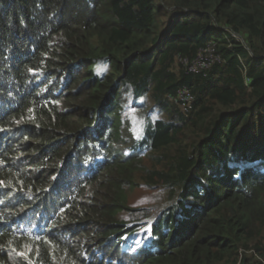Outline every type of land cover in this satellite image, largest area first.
Instances as JSON below:
<instances>
[{"label": "trees", "instance_id": "obj_1", "mask_svg": "<svg viewBox=\"0 0 264 264\" xmlns=\"http://www.w3.org/2000/svg\"><path fill=\"white\" fill-rule=\"evenodd\" d=\"M0 264H264V0H0Z\"/></svg>", "mask_w": 264, "mask_h": 264}, {"label": "rangeland", "instance_id": "obj_2", "mask_svg": "<svg viewBox=\"0 0 264 264\" xmlns=\"http://www.w3.org/2000/svg\"><path fill=\"white\" fill-rule=\"evenodd\" d=\"M186 99L185 92L179 95L178 102L180 108L183 109L188 105ZM129 203L134 207H148L151 214H155L169 203V199L168 194L161 190L138 186L129 194Z\"/></svg>", "mask_w": 264, "mask_h": 264}, {"label": "built area", "instance_id": "obj_3", "mask_svg": "<svg viewBox=\"0 0 264 264\" xmlns=\"http://www.w3.org/2000/svg\"><path fill=\"white\" fill-rule=\"evenodd\" d=\"M204 61H205L204 58L198 60L197 62H195L193 64V66L191 67V69H199V68H202V67H206V64H205ZM184 92L186 93V98H187L186 101H187V104H188V103H190L191 98H190V96L188 95V93L186 91H184Z\"/></svg>", "mask_w": 264, "mask_h": 264}]
</instances>
